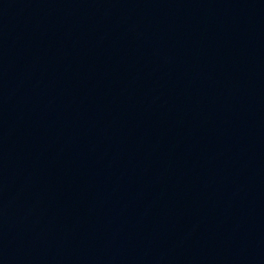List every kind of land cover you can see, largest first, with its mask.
Instances as JSON below:
<instances>
[{"label":"water","instance_id":"1","mask_svg":"<svg viewBox=\"0 0 264 264\" xmlns=\"http://www.w3.org/2000/svg\"><path fill=\"white\" fill-rule=\"evenodd\" d=\"M0 264H264V0H0Z\"/></svg>","mask_w":264,"mask_h":264}]
</instances>
